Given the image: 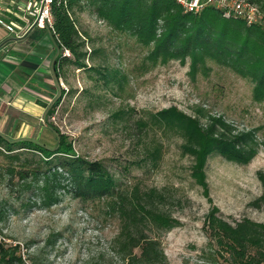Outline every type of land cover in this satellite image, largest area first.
<instances>
[{"label":"rangeland","instance_id":"rangeland-1","mask_svg":"<svg viewBox=\"0 0 264 264\" xmlns=\"http://www.w3.org/2000/svg\"><path fill=\"white\" fill-rule=\"evenodd\" d=\"M78 26L88 35L86 63L101 73L65 67V78L56 76L61 101L47 125L67 135L80 155L103 161L117 180H140L178 198L180 205L173 210L177 225L161 238L168 263L207 264L210 246L203 223L213 207L229 222H264V212L251 205L261 194L257 172L264 171V100L254 98L249 78L210 60L195 73L189 59L148 66L150 47L113 30L89 10L78 16ZM51 45L59 55L53 40ZM171 107L201 124L221 116L238 131L254 132L260 143L257 155L241 165L212 154L197 174L195 157L181 149V134L142 128ZM53 134L55 139L44 144L50 149L58 144ZM146 148L155 153L153 167ZM6 184L0 182V200H6L0 239L18 244L25 264H124L111 251L118 221L103 201L73 199L61 190V200L47 208L31 191L19 192L17 186L11 191Z\"/></svg>","mask_w":264,"mask_h":264},{"label":"trees","instance_id":"trees-1","mask_svg":"<svg viewBox=\"0 0 264 264\" xmlns=\"http://www.w3.org/2000/svg\"><path fill=\"white\" fill-rule=\"evenodd\" d=\"M247 1L261 11L260 22L247 25L240 19L224 18L211 6L199 14L186 13L175 0H52V31L61 52L55 59L54 72L58 78H65V67L70 66L101 73L86 63L90 57L86 50L88 35L78 26V16L89 10L113 30L150 47L148 66L189 59L190 71L195 73L210 60L249 78L254 98L264 100V0ZM61 96L48 108L47 123ZM141 125L181 134V149L199 164L197 174L212 154L246 165L260 146L254 132L238 131L221 116H211L201 124L174 107ZM49 126L58 137L53 149L0 134V157L5 161L0 165V182L6 181L11 191L16 186L19 192L31 191L47 208L61 200V190L73 199L103 201L107 213L118 221V232L110 243L116 257L124 264H169L161 238L176 227L173 210L180 200L168 190L146 187L140 180H117L103 161L80 155L67 135L53 124ZM144 153L153 167L155 153L148 148ZM257 178L261 194L251 205L264 212V171H258ZM5 212L6 200H0V221ZM203 226L210 246L207 264H264V222L249 218L229 222L213 207L205 215ZM0 264H25L20 246L0 239Z\"/></svg>","mask_w":264,"mask_h":264},{"label":"crops","instance_id":"crops-1","mask_svg":"<svg viewBox=\"0 0 264 264\" xmlns=\"http://www.w3.org/2000/svg\"><path fill=\"white\" fill-rule=\"evenodd\" d=\"M51 40L57 45L46 29L32 28L21 37L0 32V134L6 138L43 145L55 139L45 118L58 85Z\"/></svg>","mask_w":264,"mask_h":264},{"label":"built area","instance_id":"built-area-1","mask_svg":"<svg viewBox=\"0 0 264 264\" xmlns=\"http://www.w3.org/2000/svg\"><path fill=\"white\" fill-rule=\"evenodd\" d=\"M186 13L199 14L211 6L224 18L240 19L247 25L260 22L262 13L247 0H175ZM52 0H0V26L9 34L21 37L32 28L46 29L52 33ZM23 22V25L20 24ZM54 120V117L51 116Z\"/></svg>","mask_w":264,"mask_h":264}]
</instances>
